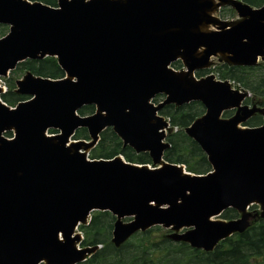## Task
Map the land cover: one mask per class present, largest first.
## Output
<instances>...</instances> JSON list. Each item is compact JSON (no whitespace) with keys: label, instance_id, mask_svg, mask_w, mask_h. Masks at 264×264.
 I'll list each match as a JSON object with an SVG mask.
<instances>
[{"label":"water","instance_id":"1","mask_svg":"<svg viewBox=\"0 0 264 264\" xmlns=\"http://www.w3.org/2000/svg\"><path fill=\"white\" fill-rule=\"evenodd\" d=\"M229 5L239 18L224 21ZM0 76L26 59L53 56L65 78L27 72L16 92L31 96L10 109L0 102V264H77L95 248L78 249L79 224L92 210L116 216L112 242L119 246L137 230L171 228L170 238L211 251L219 241L264 218V107H248L247 93L229 81L194 71L215 57L229 65L264 62V5L241 0H0ZM180 60L186 70L174 71ZM1 92V88H0ZM166 96L153 106L156 94ZM199 101L205 113L185 129L207 154L214 172L185 173L162 160L165 104ZM95 105V113L76 110ZM234 109L229 119L221 114ZM259 127L238 125L253 114ZM87 127L90 143L68 138ZM111 126L158 168L121 158L88 161V149ZM60 134L47 136V129ZM13 132L9 139L2 134ZM253 203L258 214L247 212ZM233 207L240 217L213 219ZM133 216L123 223L122 218ZM182 228H190L178 234Z\"/></svg>","mask_w":264,"mask_h":264},{"label":"trees","instance_id":"2","mask_svg":"<svg viewBox=\"0 0 264 264\" xmlns=\"http://www.w3.org/2000/svg\"><path fill=\"white\" fill-rule=\"evenodd\" d=\"M37 1L52 6L57 3V0ZM244 1L253 6H259L264 2V0ZM4 32L5 27L0 26V35ZM173 66L178 67L179 63H173ZM17 70H29L35 75L53 79L63 77V71L53 57L26 60L17 66ZM215 72L221 79H229L248 90L254 96L253 101L264 104V64L256 67L222 64L216 67ZM2 98L8 104L25 99L24 96L13 92L11 85ZM92 110V106H85L79 110V113L84 114ZM160 112L169 117L173 126L179 128L178 131L167 136L170 147L164 152V159L172 163L184 164L188 170L195 173L207 171L209 165L204 153L183 132V129L203 112V106L198 102L180 107L166 105ZM248 123L257 125L260 119L253 118ZM79 132L86 137L85 130ZM117 154H122L125 159L133 162L149 161L146 153L136 155L129 147H122L120 139L108 128L101 134L94 155L109 158ZM222 215L229 219L235 217L236 212L228 209ZM92 216L89 225L80 226L85 233L82 244H102V247L80 264H264L258 261L264 255V220L252 225L241 234L221 241L212 252H203L190 248L186 243L174 242L166 238L160 227L137 233L119 248H115L110 243L114 218L108 212H94Z\"/></svg>","mask_w":264,"mask_h":264},{"label":"rangeland","instance_id":"3","mask_svg":"<svg viewBox=\"0 0 264 264\" xmlns=\"http://www.w3.org/2000/svg\"><path fill=\"white\" fill-rule=\"evenodd\" d=\"M222 18H224V19H226V20H228V21H234V20H237V19H238V17H237V15H236L235 12H233V13H231V14H227V13L225 14V13H223V17H222ZM219 60H220V59H219L218 57H217V58H214V59L212 60L214 66L220 64V63H219V62H220ZM24 75H25L24 72H22L21 70L15 72V73H14V72L9 73L8 76L0 77V84L6 87L7 83H13L14 86H15L16 81L19 80V79H21ZM9 132H10V134H8V135H12V132H11V131H9ZM5 136H7V134H5ZM254 208H255V207H254ZM254 208H253V209H254ZM250 210H251V209H250ZM126 220H127V219H126ZM126 220L123 219V221H126ZM76 232L81 233L82 236H83V233H82L81 231H79L78 229H77Z\"/></svg>","mask_w":264,"mask_h":264}]
</instances>
